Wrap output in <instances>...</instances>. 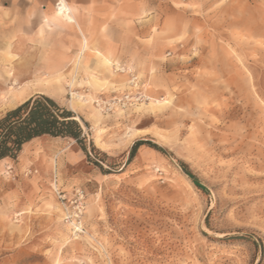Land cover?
<instances>
[{
	"label": "rangeland",
	"instance_id": "obj_1",
	"mask_svg": "<svg viewBox=\"0 0 264 264\" xmlns=\"http://www.w3.org/2000/svg\"><path fill=\"white\" fill-rule=\"evenodd\" d=\"M60 1L0 17V118L21 101L3 71L77 67L64 92L31 94L78 116L87 153L44 135L0 160V264H264V0H132L110 69L87 60L91 34ZM151 100L167 103L138 109ZM140 139L164 152L128 160Z\"/></svg>",
	"mask_w": 264,
	"mask_h": 264
},
{
	"label": "crops",
	"instance_id": "obj_2",
	"mask_svg": "<svg viewBox=\"0 0 264 264\" xmlns=\"http://www.w3.org/2000/svg\"><path fill=\"white\" fill-rule=\"evenodd\" d=\"M67 2L72 7L80 27L86 34H91L95 49L88 54L87 60H99L100 55L101 57L110 55L113 62L116 63V59L123 56L121 49L123 45L127 44L129 30L132 29L131 23L127 22V15L132 13V0H67ZM60 4L64 12H67L68 7L62 0ZM53 7L54 0H0V17L16 19L21 18V15L39 14L44 18V15ZM62 22L56 25H60L66 31L76 35L80 49L81 35L78 29L63 20ZM87 45L88 41L84 38L82 46L87 47ZM96 49L106 51L109 55L101 53L96 55ZM35 95L38 94H30L24 101ZM22 102L17 101V105ZM76 117L78 118V116Z\"/></svg>",
	"mask_w": 264,
	"mask_h": 264
},
{
	"label": "trees",
	"instance_id": "obj_3",
	"mask_svg": "<svg viewBox=\"0 0 264 264\" xmlns=\"http://www.w3.org/2000/svg\"><path fill=\"white\" fill-rule=\"evenodd\" d=\"M44 135L73 139L87 153L85 134L76 115L71 110L60 107L53 98L38 94L8 110L0 118V160L15 159L23 145ZM141 145L164 152L157 144L140 139L133 143L128 160ZM95 164L103 169L98 162ZM180 166L184 173L193 179L194 184L203 190L188 166L184 162H180Z\"/></svg>",
	"mask_w": 264,
	"mask_h": 264
},
{
	"label": "bare ground",
	"instance_id": "obj_4",
	"mask_svg": "<svg viewBox=\"0 0 264 264\" xmlns=\"http://www.w3.org/2000/svg\"><path fill=\"white\" fill-rule=\"evenodd\" d=\"M8 55L12 58L15 57V54L13 52L8 53ZM49 60H45L41 63H38L37 66L35 67L29 64L28 66L22 67L19 70H13V72L11 71L12 74H10L8 70L3 71L4 78H6L7 80L9 79L12 80L11 87L13 86L12 88H15L14 93H12L11 100H21L22 102L24 101V99H26L27 95H30L32 92H36V91L50 92V93L64 92L66 85L77 84L76 83V76L78 74L76 71L77 67L75 69H69V67L68 69H66L58 61L55 60L49 61ZM98 63L103 65L104 68L110 69L111 65L114 64L115 62L113 63L111 56L101 57L100 55ZM28 77H32V79L22 82L23 79ZM90 80L92 82L98 81L97 77L92 73L90 74ZM73 95H75L74 97H79L80 99L79 94L73 93ZM165 102L166 100L163 102H160V100H151L148 102L149 103L148 106H142L143 104H140L138 109L150 108V110H153L154 108H157L160 104ZM135 135H136V131L133 133L132 132L128 133V138H129L128 141L130 142L135 137ZM74 226L76 229L80 228L78 224L74 223Z\"/></svg>",
	"mask_w": 264,
	"mask_h": 264
},
{
	"label": "built area",
	"instance_id": "obj_5",
	"mask_svg": "<svg viewBox=\"0 0 264 264\" xmlns=\"http://www.w3.org/2000/svg\"><path fill=\"white\" fill-rule=\"evenodd\" d=\"M58 2H59V0H56V4L55 5H57ZM124 99L125 100H120V101H122L123 104H126L128 101H130L129 96H125ZM111 104H113V103H111ZM76 193L79 196V200L77 201V205H76V208H75V211H74L73 215H69L68 218L73 220V224L75 223V224L79 225L80 224L79 219H80V215L82 213V208H83L82 207V203L80 201V198L83 197V192L82 191H78Z\"/></svg>",
	"mask_w": 264,
	"mask_h": 264
},
{
	"label": "snow or ice",
	"instance_id": "obj_6",
	"mask_svg": "<svg viewBox=\"0 0 264 264\" xmlns=\"http://www.w3.org/2000/svg\"><path fill=\"white\" fill-rule=\"evenodd\" d=\"M165 103H167V101Z\"/></svg>",
	"mask_w": 264,
	"mask_h": 264
}]
</instances>
